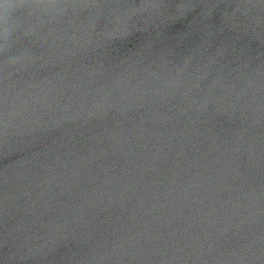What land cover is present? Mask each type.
<instances>
[{"label": "water", "instance_id": "1", "mask_svg": "<svg viewBox=\"0 0 264 264\" xmlns=\"http://www.w3.org/2000/svg\"><path fill=\"white\" fill-rule=\"evenodd\" d=\"M0 264H264V0L15 8Z\"/></svg>", "mask_w": 264, "mask_h": 264}, {"label": "clouds", "instance_id": "2", "mask_svg": "<svg viewBox=\"0 0 264 264\" xmlns=\"http://www.w3.org/2000/svg\"><path fill=\"white\" fill-rule=\"evenodd\" d=\"M49 3L55 2V0H48ZM24 3V0H21L20 4L10 3L9 0H0V24H6L10 13L15 9L21 6ZM7 35V31L4 32Z\"/></svg>", "mask_w": 264, "mask_h": 264}]
</instances>
